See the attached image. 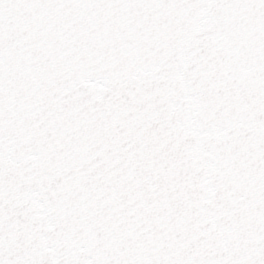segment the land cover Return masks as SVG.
Masks as SVG:
<instances>
[{"label":"snow or ice","instance_id":"6c2138e0","mask_svg":"<svg viewBox=\"0 0 264 264\" xmlns=\"http://www.w3.org/2000/svg\"><path fill=\"white\" fill-rule=\"evenodd\" d=\"M0 264H264V0H0Z\"/></svg>","mask_w":264,"mask_h":264}]
</instances>
